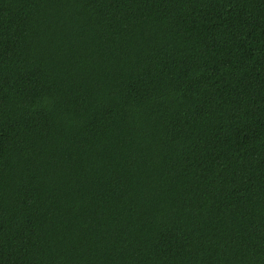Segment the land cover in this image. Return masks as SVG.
I'll return each mask as SVG.
<instances>
[{"label": "trees", "instance_id": "trees-1", "mask_svg": "<svg viewBox=\"0 0 264 264\" xmlns=\"http://www.w3.org/2000/svg\"><path fill=\"white\" fill-rule=\"evenodd\" d=\"M0 264H264V0H0Z\"/></svg>", "mask_w": 264, "mask_h": 264}]
</instances>
